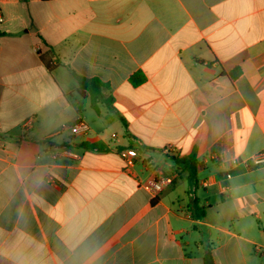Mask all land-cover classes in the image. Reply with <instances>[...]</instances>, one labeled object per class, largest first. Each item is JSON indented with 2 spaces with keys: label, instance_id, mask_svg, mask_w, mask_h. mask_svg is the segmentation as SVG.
<instances>
[{
  "label": "crops",
  "instance_id": "0c3cea01",
  "mask_svg": "<svg viewBox=\"0 0 264 264\" xmlns=\"http://www.w3.org/2000/svg\"><path fill=\"white\" fill-rule=\"evenodd\" d=\"M262 152L264 0H0V264H264Z\"/></svg>",
  "mask_w": 264,
  "mask_h": 264
},
{
  "label": "trees",
  "instance_id": "16d2710c",
  "mask_svg": "<svg viewBox=\"0 0 264 264\" xmlns=\"http://www.w3.org/2000/svg\"><path fill=\"white\" fill-rule=\"evenodd\" d=\"M44 2L53 1V0H42ZM74 78L78 82V94L84 98H91L94 106L97 104H110L112 99L106 101L105 92L109 89V85L107 83L102 82L96 78H87L79 75L75 71H72ZM134 85H139L144 78L140 75L131 78ZM96 146V145H95ZM93 145V147H95ZM194 164L193 167L197 166V163L192 162ZM206 264H214L212 257L209 255L206 259Z\"/></svg>",
  "mask_w": 264,
  "mask_h": 264
},
{
  "label": "built area",
  "instance_id": "2783aa9c",
  "mask_svg": "<svg viewBox=\"0 0 264 264\" xmlns=\"http://www.w3.org/2000/svg\"><path fill=\"white\" fill-rule=\"evenodd\" d=\"M86 131H88V128L83 123H79L72 128L73 133H83ZM119 155L124 160H126V162L129 166H131V165H133V162H134L135 158L137 157V152L133 149H126V150L119 151ZM249 162L251 164H253L254 166H257V167L264 166V152L253 156ZM207 183L208 182H205L204 184L207 185ZM167 185H168V183L166 181L155 182V184L153 185L154 193L155 194L160 193L164 189V187H166Z\"/></svg>",
  "mask_w": 264,
  "mask_h": 264
}]
</instances>
